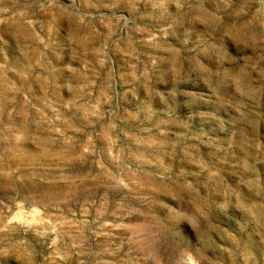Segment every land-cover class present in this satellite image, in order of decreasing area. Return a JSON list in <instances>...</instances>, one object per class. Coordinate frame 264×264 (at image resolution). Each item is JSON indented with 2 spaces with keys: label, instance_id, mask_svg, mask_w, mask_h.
Masks as SVG:
<instances>
[{
  "label": "rangeland",
  "instance_id": "rangeland-1",
  "mask_svg": "<svg viewBox=\"0 0 264 264\" xmlns=\"http://www.w3.org/2000/svg\"><path fill=\"white\" fill-rule=\"evenodd\" d=\"M0 264H264V0H0Z\"/></svg>",
  "mask_w": 264,
  "mask_h": 264
}]
</instances>
